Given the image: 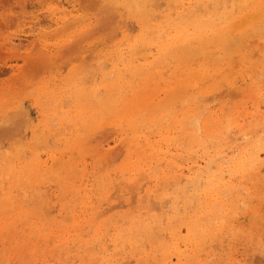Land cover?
I'll use <instances>...</instances> for the list:
<instances>
[{
    "label": "bare ground",
    "instance_id": "6f19581e",
    "mask_svg": "<svg viewBox=\"0 0 264 264\" xmlns=\"http://www.w3.org/2000/svg\"><path fill=\"white\" fill-rule=\"evenodd\" d=\"M35 1L37 7L44 8V12L25 16L18 29L6 34L1 44L6 50L13 49L34 36V32L41 31L40 26L44 20L48 23L45 27L43 25L42 30L45 38L36 36L30 41L31 50L42 45L33 57L37 71L45 74L33 88L40 110L39 119L32 123L31 133L27 131L17 133L19 130L16 133H7V149L0 151V245L9 241V245L0 250V264L14 259L17 254L22 258L24 249L29 248L30 252H35L37 243L32 242V235L36 232L39 236L43 235L37 222L54 237L59 236L58 231L64 230L63 235L72 231L66 230V227L53 220L44 223V217L39 212L40 203L36 193H40L37 189L46 187L47 191L56 185L60 190L55 197L65 194L74 200L79 199L76 205L71 204L70 211H67L70 202H64L61 198L52 204L55 207L59 205L57 216L60 218L64 217V213L70 212V216H66L69 219L73 217V230H77L76 227L82 226L77 220L80 216L78 208L88 207V203L91 202L90 192L94 187H97L103 197L101 200L105 201L108 199V186L111 182L110 176L113 174L125 176L123 182L127 186L116 178L130 191L135 187L140 189L143 178L150 180L151 177L157 176L159 167L164 179L172 177L176 183L184 179L188 182V187L183 191L175 189L170 193L167 191L161 193L174 202L165 220L157 222L161 230L159 234L162 235V237L157 235V238L163 240L158 241L155 247H151L148 254L156 264H213L212 256L215 250L213 242L216 241V233L220 229L221 232L225 229L231 232L233 230V226L224 224L223 221L231 217L236 218L239 208L246 205L249 207L248 211L254 213L262 210L261 204H257L256 201L259 198L252 192L254 189L252 186H256L258 180L251 179L259 176L264 167V162L260 161L264 154V142L261 141L264 137H261L262 139L256 136L248 137L241 144H230L229 155L220 154V149H215V154H207L202 160L198 159V156H194L195 158L190 156L192 160L186 158L185 162L186 159L183 157L193 153L196 146L228 137L225 133L230 127L229 121L228 127L226 124L229 117L225 118L224 115L229 112L221 114V111L216 109L203 115L201 103L204 101L211 103L214 100L219 102L221 97L229 95V89L233 90L230 92L231 96L232 93L233 96L234 93L237 96L238 94L242 96L240 93L248 96L246 91H249L251 84L249 82L252 79L250 71H254V64L258 63L253 62L255 56L261 59L260 70L262 74L264 73V0H164V2L156 0L157 3L160 2L159 6L166 3L164 8L156 6V2L154 5V0H101L102 14L108 10L112 12L104 17V20L110 18L107 27L102 22L103 16L84 20L81 18L83 15H77L78 0ZM94 2L96 4L97 0ZM33 4L35 6V3ZM45 13L47 17L40 18V15ZM115 14L118 16L117 20H111ZM124 15L135 19L139 27L136 33L130 32ZM17 19L19 20L18 17ZM114 22L117 24L109 26ZM73 25L77 27L67 33L66 38L52 42L57 33ZM52 26L54 28L51 31ZM103 28H109L111 31L107 37L80 45L93 30L99 31ZM72 53H75V56H72ZM66 55L71 57L69 60L72 63L65 73L64 63L69 62L63 61ZM85 71L91 73V77L88 79L86 77V80L91 81L92 77L94 81L98 80L95 85L96 92L84 86L82 80L85 81ZM82 73L84 75H81ZM258 78L259 81L255 82L260 85L257 88L254 86L256 92L252 90L255 93L249 91V94L256 95L257 91L261 90L259 95L262 99L258 101L257 98L252 99L254 104L256 102L255 107L261 109L264 107V76L260 75ZM72 88L73 105L66 112L62 99ZM101 91L104 95L100 98L98 96L101 95ZM241 99L240 97L237 101L241 103ZM247 100L251 101L248 98ZM234 106L231 109H234ZM7 107L0 97V114H3L0 126L9 125L8 115L11 111L6 110ZM20 107L17 109V106H12L11 108H16L12 110V115L17 116V111L23 115L25 111L22 113L23 108ZM59 113L62 115L59 116ZM249 113L246 112V115ZM25 115L24 120H27ZM262 115L264 116L261 112ZM55 116L58 117L59 123L62 121L69 123L72 131L52 132L53 128L50 125ZM12 117L14 119V116ZM261 119L263 120L262 117ZM103 124H107L111 128L110 131L101 132ZM244 125L245 122L240 128L242 129ZM261 127L263 129L264 126ZM248 129L250 131V128ZM248 129L243 131L247 132ZM2 132L4 131L0 132V136ZM149 133H157L159 139L152 141ZM260 134L264 135V132ZM89 158L96 163L94 171L83 173L80 168L89 165L87 163ZM167 167L174 173L168 175ZM260 179L264 181V178ZM250 180L254 185L246 186ZM168 181L171 183L172 179ZM126 188L120 186L118 196H122L123 202L130 204L132 202L129 197L134 195V192H130L127 197ZM263 189L261 187V190ZM141 190L136 191L140 206V203L144 204ZM255 190L259 191L261 199L264 190L262 193L259 187ZM46 191L44 194H47ZM155 191L156 188H152L146 196H154ZM22 193L30 195V198L26 197L29 200L35 197L32 207H27V201ZM48 194L50 195V192ZM151 200L148 198V201ZM180 201L184 207L181 213L176 208ZM44 202H47V199H44ZM241 202L246 204L240 206ZM102 205L104 202L98 207ZM152 205L150 203V207H146L150 209ZM154 207L153 209H156ZM159 207H164L163 202ZM110 208L109 205L108 210ZM43 213L45 215L47 212ZM254 213H251L253 218L256 216L258 220L261 217L264 219V214L261 216V213H258L260 215L258 218ZM47 214L49 216V213ZM35 217L38 221L33 220ZM249 217L247 221L251 223ZM29 219L31 221H28ZM258 220L257 223H260ZM88 221L89 219H85L83 222ZM123 222L121 225L125 223ZM144 227L136 220H132L127 233L123 232V229H118L116 239L133 243L132 231L146 232ZM234 230L239 231L241 228ZM107 231L109 233V229ZM246 232L248 234L250 229ZM99 234V231L96 232L94 237ZM251 236V239L243 238L245 241L253 240V235ZM231 237L234 239V236ZM229 239V242H233ZM68 240L69 237H65L64 243ZM156 240L152 235L148 236L150 246ZM138 245L140 246V244L136 246ZM227 245L226 239L222 238L220 247L225 248ZM249 249L234 248L230 254L231 264H249L251 258L249 256L252 253L251 251L249 254ZM94 250L98 254L95 248ZM145 250L143 247V252ZM154 250L158 251L157 257L153 253ZM252 256L254 257L253 254ZM128 257L127 255L122 257L125 258L124 264H127ZM146 258L144 264H148V257ZM93 259L97 257L94 255ZM118 259L119 257L115 260L109 259L108 264L121 263L122 261ZM95 261L94 264H101L98 260L96 263Z\"/></svg>",
    "mask_w": 264,
    "mask_h": 264
},
{
    "label": "rangeland",
    "instance_id": "374dc122",
    "mask_svg": "<svg viewBox=\"0 0 264 264\" xmlns=\"http://www.w3.org/2000/svg\"><path fill=\"white\" fill-rule=\"evenodd\" d=\"M155 2H156V0H154V5H155ZM163 2H164V0H163ZM33 3H35V6ZM159 3L156 2V6L157 5L159 6ZM24 5H26V6H24ZM165 6H166V3H162V4H160L159 8H164ZM76 8L78 10V11H76V14L77 15H83V16H81V18H83L84 20L85 19L90 20V19H94L96 17L103 16L102 22H104L106 24L105 27H107V25L109 24L108 22L110 21L109 20L110 18L107 19L108 18L107 17L104 20V17L108 16L112 12L108 10L102 14L101 0H97L96 4H95L94 0H78V4H77ZM43 12H44V8L41 9V8H39V6L37 7L35 0H0V97H1V99H3L5 101L6 105H8V107H7L8 109H6V110L11 111V112H9L10 115H12V110L16 109V108H11L12 106H17V109H19V107L22 106V108H23V110H21L22 113H23V111H25V113H23V115L21 113H18V111H17L16 115L19 117L21 116L20 117L21 119L20 118L17 119L16 118L17 116H15V114L12 115V116H14V119L12 116L9 117L10 115H8V118H10V119H9V122L7 123V125L8 124L9 125L8 126H5V125L0 126L1 131L2 130L4 131V132H2V136H0V151H6V149H7L6 148L8 146V144H7V142H8L7 133H10V132L16 133L17 130L20 131V132L18 131L17 133H25V131H27V133H31L30 130L32 128V125L35 122H37L39 119L40 110H39L38 105L36 103L37 102L36 91H33V88L40 82V80L44 77L45 74H43L40 71H37L38 69L35 68L36 62L33 61L34 60L33 57H35V55L39 52L40 47L42 45L40 44L39 47H35L34 50H31L32 46L30 45V41L36 36H40L41 38H45V36L42 35V33H44V32H42V30H44V27H45L47 21L46 20H44L45 22L43 21L44 23L42 24V26H40L41 31L34 32L33 33L34 36H31L29 39H26L20 45L14 47L13 49H7L8 50L7 51L6 49L1 47V44L3 42V39L8 35V33L10 34L12 32H15V30L18 29L19 23L22 22L21 20L26 18L25 16L33 15L32 13L35 14V13H43ZM46 14L47 13L40 15V18L42 16V19H45L44 17H47ZM17 17L19 18L20 21L17 19ZM123 17L126 21V24L129 27V29L131 30L130 32L136 33L138 31L139 27H138V24L135 21V19L133 17L127 16V15H124ZM117 18H118V16L115 14V16L111 17V20L115 21V20H117ZM116 24H117V22H114L113 24H111L109 26H114ZM43 25H44V27H43ZM77 25L70 26L66 30L57 33L54 36V39L52 40V42H57L58 39L66 38V36H68L67 33L72 32L75 29V27H77ZM53 28H54V26H52L50 28L51 31L53 30ZM47 30H49V28ZM110 32L111 31L109 28H107V29L103 28L99 31L93 30L91 32V34H89L87 37H85L83 39V42L80 45H83V43L91 41V40L100 39L102 37H107ZM101 46H99V47H101ZM75 49H77V47ZM69 55L71 56V53H69ZM69 55H66L65 58L63 59V61H65V62L67 60L69 61V62L64 63L65 65L63 67V70H65V73L70 68V65L72 63V61L69 60V58H71ZM72 56H75V53L74 54L72 53ZM255 57H256V59H255ZM255 57H253V62L257 61L258 63L257 64L255 63L256 66L254 64V71L253 70H251L253 72L250 71V74L252 75L251 81L249 80L250 81L249 84L251 83L250 84L251 88L249 87L250 93L252 92V90H254L256 92L255 89L257 88L258 85H260L259 83L255 82V81H259L258 77H260V75L264 76V73L262 74L261 70H260V68L262 67L260 65L261 59L259 58V56H255ZM30 58H32V59L30 60ZM34 62H35V64H34ZM30 63H32L33 65L31 66ZM81 75H84V74L82 73ZM90 75H91V73L88 74V72L85 71V75H84L85 81L82 80V82L84 83V86H86L88 89H91L92 91L96 92L95 85L98 83V80H96V77H95L96 81H94V77H92L93 80L91 79V81L86 80V77H87V79H88V77L89 78L91 77ZM84 76L82 79H84ZM262 78L263 77H261V79ZM86 81L89 83H85ZM252 82H253V85H252ZM254 86L256 87L255 89H254ZM223 89H225V88H223ZM72 90H73V88L71 90H68L64 94L63 99H62V102L64 103V110L66 112H68L72 108V105H73V100H72V96H71ZM29 91H30V93H29ZM229 91L233 92L232 89H229ZM249 91H246V93L248 94V96H246V97L248 99H251V101L247 100V98L245 97V93L238 92V93L242 94V96H240L239 94L237 96L236 93H234V96H233V93H232V96H231L230 92H229V95H225V96L221 97L219 99V102L215 101V100H214L215 102L210 100V102L212 101L213 103L212 102L209 103L206 101L201 103L203 115H206L209 111H214L216 109L218 111H221V114H224V113L227 114L229 112V114L224 115L225 118L229 117V118H227L229 120L226 121V124L229 121L230 127H228V124H227V127H228L227 133H225V135L228 137L224 138L223 140H217L216 139V142H210L207 144H203L199 147L196 146L193 149V153L187 155L186 157L184 156L183 157L184 159L187 158L188 160H192V158H190V156L191 157L198 156L197 158L202 160L203 158H205L207 156V154H215L216 153L214 151L215 149L216 150L220 149V154L229 155L231 153L228 151L230 144H241L248 137L256 136L260 139H262L261 137H264V135L260 134V133L264 132V130H263L264 127H263V129L261 127V125L264 126V116L263 115L261 116V112H262V114H264V107L261 109H258L257 107H255L256 102L254 104V102L252 101L253 98H255V99L257 98L256 99L257 101L262 99V97H260V95H259V93H261V90L257 91L258 94L256 93V95L255 94H249ZM255 92H252V93H255ZM97 93L100 94L98 90H97ZM103 93L104 92L101 91V95L98 97H100V98L103 97V95H104ZM235 95L237 97H235ZM229 96H231V98ZM243 96H244V98H243ZM227 97H229V99ZM232 97H234V98H232ZM240 97L242 98L241 103H239V101H237L240 99ZM221 99H223V101L224 100L225 101L223 102V101H221ZM216 100H218V98H216ZM18 102H19V104H17ZM233 102H234V105L236 104L238 106L232 105V106H234V109H231L232 108L231 104ZM242 103L244 105L241 106ZM255 108L257 110H255ZM20 109H21V107H20ZM248 109H249V111H248ZM203 110H205V111H203ZM232 110H235V111H232ZM238 110H240V111H238ZM231 111L234 112V114ZM246 112H250V113L248 115H246ZM13 113H14V111H13ZM235 113L237 116L235 115ZM237 113H239V114H237ZM24 114L27 115V116L25 115V117L28 118L27 120H24ZM60 115H62V113H59V116ZM230 115H231V117H230ZM238 115H239V117H238ZM2 116H3V114H0V120H1ZM261 117L263 118V120L261 119ZM232 120H234V121H232ZM17 121H19V122H17ZM236 122L238 124H236ZM244 122L246 123V125L242 126L243 128L241 129L240 126L243 125ZM237 125H239V127ZM50 126L53 128L52 132H55V133L56 132L57 133H69L72 131V126L69 123H67L65 121H62L61 123H59L58 117H56V116H55V118L52 121ZM7 127H9V128H7ZM14 127H15V129H14ZM244 127H245V129H244ZM232 128H234V129H232ZM248 128H250V131ZM56 129H61V131H56ZM110 129L111 128L108 127L107 124H103V126H101V128H100V130H102L101 132H103L105 130L110 131ZM247 129H248L247 132L243 131V130H247ZM241 131L245 132V133H243L244 135L242 134ZM156 135H157V137H156ZM239 135H240V137H239ZM148 136L150 138L152 137L151 138L152 141L159 139V136L157 133H149ZM261 141L264 142V138ZM6 144H7V146H6ZM204 146H206V148ZM4 148H5V150H4ZM263 156H264V154H262V156H261V160H260L261 162H264ZM187 159L185 160V162H187ZM87 163L89 165H87L86 167L82 166L80 168V171H82L83 173L85 171H88L89 173L94 171V166L96 164L95 161L92 160L91 158H89L87 160ZM168 169L170 170V167H167V170ZM158 170H157V172H159V173H156V175L158 174L157 176H155L156 178L154 176H153L154 178L151 177L150 180H148L149 178L148 179L143 178V180H141V183H142L141 188L137 189L135 187L137 189L136 190L135 188L134 189L132 188L133 187V185H132V187H130V188H132V190H130V191L126 188V186H127L126 183L123 182L125 176L122 177L123 175H121V174H113L112 176H110L111 182H110V185L108 186V199L105 201L101 200V198H103V197L98 192L97 187H94V189L90 192L91 202L88 203V207L87 208H78L80 216L78 217L77 220H79L82 223L81 224L82 226L79 225L78 227H76L77 230H73V217L71 216V218L69 219L66 216V215L70 216V214H69L70 212L64 213L63 216L65 218L62 217L64 220H61L62 218L57 216L59 205H56V207H55V206H52V204L54 202H56L59 198H61L62 201H64V202H67V203L70 202L68 204V206H70V207L67 210V211H70L71 204L75 203L74 205H76V203L79 201V199L74 200L73 197H71L69 195L67 196L65 194H62L60 197H55L54 195L56 193H59V190H60L59 187L56 185H54L51 189H47L48 192L45 189L46 187H43L47 194H44L45 191L42 190L43 188H41L40 190L37 189V192L40 193V194L36 193V197H38L39 203H40V211L39 212L44 217V223L47 224L51 220H53L55 222H59L63 227H66V230L70 229L72 231L66 235L65 234L63 235L64 230L58 231L59 236L54 237V236H52L51 233L50 234L47 233L42 228L43 226L41 223L37 222V224L39 225L38 228L41 229V233L43 235H41V236L37 235L38 232H36L32 235L33 236L31 239L32 242L37 243V248H36L35 252L34 253L30 252L29 248L24 249V250H22V256H23L22 258L19 257L17 254V256L14 257V259L4 261L3 263L5 264L6 262L7 263L9 262V264H91V263H93L94 260H96V261L98 260L101 264H108L109 259L115 260L119 257L120 260L119 259L118 260L122 261V262L118 263V264H122L124 262L123 260L125 259V258L122 259V257L127 255V256H129L128 257L129 262L128 261L126 262V260H125V262L127 264H141V263H143L144 259H146L145 261H147L146 257H148V264H156V261L152 257H150V255L148 254L149 249L151 247H155L157 245V243H159L158 241L163 240V238H161V239L159 238V237H162V235L159 234L161 232V230H159L157 222L165 220L167 215L170 214V212L172 210L171 205L174 202V200L166 198L164 195H161V193H163L164 191H167L168 193H170L171 191H174L175 189H182V191H183L184 189H186L188 187L187 186L188 182L184 179L180 180L176 183L175 180L172 177H170L169 179H172V181L170 183L168 181L169 179L168 180L164 179V176H163V173H162V170L160 167ZM169 170H168V175H171L174 173L173 170L172 171L171 170L169 171ZM95 171H96V174H98V168H96ZM154 171H153V173H154ZM262 174L264 175V167L262 168L259 176H255L254 179H251L253 181L255 179L258 180L256 182L257 183L256 186L259 187L260 190H261V187H262V189L264 188V186H263L264 181H262V179H260V177L264 178V176H262ZM116 177L119 178L120 181L122 180L121 182H123L126 186H124L123 183H122L123 184L122 185L121 182L119 181V179L117 180ZM251 180H250L249 184H246V186L254 183ZM240 185L245 186L244 184H240ZM120 186L123 188H126L125 190H126L127 197H129V194H131L130 192H132V191L134 192L133 193L134 195H130L131 197H129V199L132 203L126 204V202H123L124 198L122 196H120V197L118 196V195H120V193L118 191V188ZM256 186H252V189L254 188L252 190V192L256 193V195H257L256 197L259 198L256 201H257V204H261L260 207L262 208V210L258 213H261V216H262L264 214V201H263L264 200V191H263L264 189L260 191L261 193L263 191V195H262L263 197L260 199L259 196L261 194L259 193V191L257 192V190H255L257 188ZM152 188H154V189L156 188V190H157L154 192L155 195L152 197H147L146 195L150 192V190ZM138 190L139 191L141 190V195H143V197H144V199H142L144 201V204H142L143 202L141 201L142 202V203H140L141 206L139 205L140 201L139 200L137 201L136 191H138ZM115 191H117L119 194ZM49 192H50V195L48 194ZM22 195H24V194L22 193ZM41 195H42V197H41ZM48 195L50 197H48ZM26 197L30 198L31 196L25 193L24 199H26V201H27V204H28L27 207H32V202H33V199H35V197H33L30 200L27 199ZM43 197L45 200L47 199V202H44ZM154 197L156 198V200H153ZM148 198L150 200L151 199L152 200L148 201ZM146 200L149 203L146 202ZM164 200H166V201H164ZM117 201H118L119 206L117 204ZM103 202H104V205H102L101 207H98ZM160 202L161 203L163 202V204H164L163 208L159 207V205L161 204ZM106 203L111 206V208L109 210H108L109 205L107 206ZM115 203H116V205H115ZM150 203H151V205L152 204L153 205L151 206L152 208L148 209L150 207ZM112 204H114V205H112ZM154 204L157 205V208L154 207ZM245 204L246 203L241 202L240 206L245 205ZM112 206H115V207L112 208ZM146 206H149V207L147 208ZM153 207L156 209H153ZM158 207H159V209H158ZM244 207L239 208V213L237 214L236 218L232 219L233 217H231V218H228V219L223 221L224 224H230L231 226H233L232 232L226 231V229L221 232V229H220L216 233V241L213 242L215 244L214 255L212 256V263L213 264H231L230 254L234 248H238L241 250H243L244 248H250L248 252L250 254L252 251V253L249 256V257H251L249 259V264H262V261H264V255L261 254L260 249L258 247V244L260 241V240H258V238H261V235L264 234V228H262V225H264V222H261L264 219H263V217L260 218L259 217L260 215H258V213L248 211L249 207L247 205L245 208ZM51 208H53L52 211H51ZM176 208L179 209L178 210L179 213H181L184 210V207L182 206L181 201L177 203ZM243 208H244V210H243ZM143 209H144V211H143ZM97 210L100 212L97 213L96 212ZM145 211H146V213L147 212L148 213L146 214ZM43 212L49 213V216L47 213H46L47 215L46 214L44 215ZM112 213H113V215L111 217L110 215ZM156 213H158V214H156ZM251 213H254L255 215L257 214L258 218H260L259 219L260 221L257 219L256 216H254V218H256L254 220ZM96 214H98L97 218L95 217ZM151 214H153V215H151ZM54 215H55V217H54ZM139 215H140V217H139ZM45 216H46V218H45ZM248 216H250V217L252 216L251 218L249 217V221L251 223H248V221H247ZM94 217H95L96 221H95ZM66 218H67V220H65ZM252 218H253V220H251ZM85 219H89V221L83 222ZM106 219H110V220H106ZM33 220L38 221V218L35 217ZM132 220H136L140 225L145 226L144 228H146V230H145L146 232H143L141 230L132 231L131 237L133 238V243H130L127 240L122 242L119 239H116V232L118 231V229H123V232L127 233L128 228L131 226ZM257 220L260 223H257ZM28 221H31V220L29 219ZM67 221H69V222L67 223ZM108 222H109V224H108ZM122 222L124 224L121 225ZM261 223H263V224H261ZM257 226H258V230H256ZM149 228H152V229H149ZM222 228H226V227H222ZM239 228H241V230H239V231L234 230V229H239ZM107 229H109V233H108ZM248 229H250L251 233L249 232L247 234L246 231ZM27 231H28V229H27ZM87 231H89L88 234H87ZM98 231L100 232L99 236L94 237L95 233ZM244 232H246V233H244ZM243 233H244V235H243ZM151 235L155 239H157L155 242L152 243V246H150V242L148 241V236H151ZM157 235H159L158 238H157ZM251 235H253L254 241L253 240L245 241V239H251L252 238ZM67 236L69 237V240L67 241V243H64L65 237H67ZM228 236H230V237H228ZM231 236H234L233 237L234 239H232ZM49 237H51V238L49 239ZM225 237H227V238H225ZM243 237H245V239ZM222 238L226 239V242H228V245L225 248L220 247V240ZM228 239L230 241L233 240V242H229ZM240 239H243L244 241L243 240L240 241ZM104 240H106L105 241L106 244L109 243V245H106ZM7 242H5L4 245H0V250L9 245V241H7ZM93 244H94V246H93ZM137 244H140V246L139 245H138L139 247L136 246ZM70 247L72 249H70ZM143 247H144V250L146 249L144 252H143ZM94 248L98 251V254L94 250ZM254 252H255V254H254ZM153 253L156 257L158 256V251L154 250ZM146 254H147V256H146ZM252 254L254 255V257L252 256ZM94 255L97 257V259L92 260V257H94ZM140 255H141V257H140ZM138 256H139V258H137ZM37 260L40 263H38ZM96 261H95V263H96ZM114 263L115 262H111L110 264H114Z\"/></svg>",
    "mask_w": 264,
    "mask_h": 264
},
{
    "label": "snow or ice",
    "instance_id": "6c2138e0",
    "mask_svg": "<svg viewBox=\"0 0 264 264\" xmlns=\"http://www.w3.org/2000/svg\"><path fill=\"white\" fill-rule=\"evenodd\" d=\"M262 228H264V225H262ZM258 247L261 254L264 255V234L261 235ZM262 264H264V261H262Z\"/></svg>",
    "mask_w": 264,
    "mask_h": 264
}]
</instances>
